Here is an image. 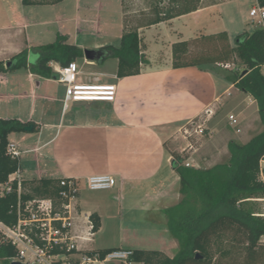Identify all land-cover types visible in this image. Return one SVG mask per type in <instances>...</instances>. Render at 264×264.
I'll return each mask as SVG.
<instances>
[{"label": "crops", "instance_id": "1", "mask_svg": "<svg viewBox=\"0 0 264 264\" xmlns=\"http://www.w3.org/2000/svg\"><path fill=\"white\" fill-rule=\"evenodd\" d=\"M222 3L218 0L158 23L138 25L141 52L147 59L140 72L125 77L96 72L90 77L116 84L112 103L71 102L64 108V86L56 76L45 78L24 68L0 72V118H14L34 126L31 131L8 135V141L16 143L20 150L21 175L25 179H79L81 212L94 213L99 218L92 242L79 241L83 249L158 250L172 257L177 242L171 235L169 238L162 234L166 233L164 228L158 231L156 215L166 216L165 210L181 198L172 160L174 152L181 153L180 144L186 139L175 133L207 109L214 110L220 95L229 92L233 94L228 98L229 114L238 120V133L243 136L238 138L236 131L237 137L228 131L220 133L219 123H210L208 117L202 125L209 129V137L195 147L187 157L191 163L185 159V164L201 168L217 164L211 162L221 150L218 137L226 139V154L228 141L244 143L251 138L252 125L259 118L250 95L213 68L172 67V43L211 34L200 25V15ZM135 6L132 0H58L29 5L22 0H0V61L8 66L14 55L27 49V62L32 64L38 57L33 48L53 41L57 33L67 35L68 42L83 50L116 46L126 28L125 15ZM220 31L227 33L232 44L228 30ZM83 61L95 63L85 58ZM51 66L54 71L58 65ZM81 77L89 76L83 73ZM94 174L113 176L115 185L107 190L114 191L89 194L91 190L83 182ZM110 196L119 202L118 209L112 208ZM135 213L145 217L143 228H119L117 222L123 216ZM76 225L78 233L85 236L82 216ZM107 226L118 230L110 240L102 237Z\"/></svg>", "mask_w": 264, "mask_h": 264}, {"label": "trees", "instance_id": "2", "mask_svg": "<svg viewBox=\"0 0 264 264\" xmlns=\"http://www.w3.org/2000/svg\"><path fill=\"white\" fill-rule=\"evenodd\" d=\"M58 0H22L25 5ZM201 0H168L161 7H155V17L149 24L158 23L197 10ZM264 5V0H257ZM234 46L225 31L200 34L188 40L172 43V67L212 66L233 61L237 57L244 65L241 72L227 74L225 79L240 91L250 95L256 102L262 131L248 141L227 143L228 159L209 168L184 164V156L174 152L172 167L179 177L180 200L165 210L167 229L177 242V251L169 257L158 250H133V258L143 264H264V213L258 201L264 199V29L238 34ZM33 50L38 54L36 61L28 64V50L14 55L11 64L0 61V72L19 68L28 69L45 78L56 76L51 63L67 66L83 58V49L68 42V36L57 33L49 43ZM95 60L102 62L108 57L117 60L116 76L125 77L140 72L147 63L141 52L137 28L124 29L118 45H104L94 51ZM195 120V119H194ZM29 122L14 118H0V182L20 168L19 157L6 153L8 135L20 132ZM35 129V128H34ZM28 192L23 198L33 196H58V178H32L23 181ZM17 196L15 191L0 197V220L15 221L12 207ZM94 231L98 229L99 218L91 213ZM240 246L242 258L231 257L227 245ZM112 248L100 249L101 254ZM15 248L0 240V260L8 264L15 255Z\"/></svg>", "mask_w": 264, "mask_h": 264}, {"label": "built area", "instance_id": "3", "mask_svg": "<svg viewBox=\"0 0 264 264\" xmlns=\"http://www.w3.org/2000/svg\"><path fill=\"white\" fill-rule=\"evenodd\" d=\"M163 6L168 0H151ZM249 16L257 23L264 20V5L251 7ZM229 67V63H220ZM55 79L64 86L63 107L71 102H114L116 84L90 78H82L83 71L76 61L67 66L55 67ZM228 121L236 132L240 131L239 122L233 114ZM194 133H203L201 123H193ZM6 153L19 157L16 143L9 142ZM264 159L260 161L262 166ZM25 178L20 168L10 173L0 182V197L15 191L17 200L12 207L15 214L13 223L0 220V240L15 248V255L8 264H143L133 258V249L112 248L101 254L94 248H82L81 240L92 242L94 223L90 214L81 212L78 204L80 181L74 177L58 178V196L54 199L46 196H33L24 199L28 191L23 187ZM84 186L91 191L107 190L115 185V179L108 174H94L85 177ZM82 216L86 230L85 236L78 233L76 222Z\"/></svg>", "mask_w": 264, "mask_h": 264}, {"label": "rangeland", "instance_id": "4", "mask_svg": "<svg viewBox=\"0 0 264 264\" xmlns=\"http://www.w3.org/2000/svg\"><path fill=\"white\" fill-rule=\"evenodd\" d=\"M216 1L218 0H201L199 5L212 4ZM132 3H135L136 6L132 8L133 11L131 13L125 15L126 29L137 28L138 25L140 26L149 25L150 20L155 17V13H156L155 7L156 6L161 7L156 2H153L151 0H132ZM253 5H255V0H223V3L221 5L209 7L200 15V19H199L200 25L206 27L208 33L217 32L223 29L228 30L230 34V41L232 42V44L231 43L230 44L234 46L235 45L234 42L238 34H241L245 31L252 32L256 28H262V29L264 28V20L257 23L256 20H253L249 16V11ZM185 19H186L185 21L186 24L189 25L190 23L189 18L187 17ZM83 59L84 57L77 59L76 63L82 69L83 73L87 77L89 76L88 78L92 77V74L96 72L108 73L111 76L115 75V69H116L115 58L108 57L105 60L106 62L104 64H102L104 61L102 62L95 61L94 65H89L84 63ZM227 63L230 64L229 67H224V66L222 67L221 65H219V63L213 65L212 67L216 71V73L223 78H225L227 74L233 73L235 71L241 72L244 69V65L239 61L237 57H233V61ZM261 72L262 74H264V68L261 69ZM232 96L233 94L232 93L230 94L229 92L221 94L219 97L220 103H218L217 107H215L214 110L207 109L206 111H204L203 115L199 116L195 120L190 121L189 123L181 127L179 130H177V133L175 134H181V136H183L184 139H186L184 140V142L180 144V147L182 146L181 147L182 151L180 154H183L184 156V162H183L184 164L186 163L185 159H187V157H189L191 153H193L195 147L198 146L201 141H205L209 137L208 134L209 129H206L205 127L206 125H202L203 133L197 134L194 133L193 131V125H194L193 123L203 124V122L208 117L209 118L211 117L210 123L213 122L214 124L219 123V128H221L220 133L222 132L226 133L228 131L237 137V134L234 133L235 129L228 124V115H229V111H231L230 106L228 105L229 102L228 98L230 97L231 99ZM234 114L235 115L237 114L235 109H234ZM249 117L252 118V115ZM262 128L263 127L262 124L260 123V120L256 118L255 122L252 125V130H251L252 136L261 132ZM242 136L243 135L240 134L238 138H241ZM223 137L221 138L218 137V141H219L218 145L220 146L221 150L218 153L219 154L218 158L214 159L211 163H215V162L223 163L228 159L229 156L228 150H227V154L225 153L226 139H222ZM187 162L189 164L191 163V161H189L188 159ZM262 166L264 167V163H262ZM113 191L114 189L106 190L108 194L112 193ZM92 192L95 191H90L88 193L95 194ZM111 196H110L111 198L110 200L113 204L112 208L118 209L119 202L117 200H113ZM257 204L259 206L260 211L264 213V199L258 201ZM156 216L159 217L158 228H157L158 231L161 232L162 229L164 228L166 233L163 232L162 234H164L165 236L167 235V237L170 238L171 236L167 231V227H166V216L164 215L160 216V214ZM144 218L145 217L140 216L139 213L126 214L125 216L122 217L120 221L117 222V224H119V228L120 225L121 228H130V227L143 228L142 222H144ZM132 222H134V224ZM109 228L110 227L107 226L102 232V237L104 238V240H110L113 235L118 234L117 228L114 229L112 228L109 229ZM260 242L264 244V238H262ZM227 247H229L231 250V257L229 258H242L243 251L240 246H236L232 244L229 246L227 245ZM176 251L177 250H175V253ZM0 264H3L1 260H0Z\"/></svg>", "mask_w": 264, "mask_h": 264}, {"label": "water", "instance_id": "5", "mask_svg": "<svg viewBox=\"0 0 264 264\" xmlns=\"http://www.w3.org/2000/svg\"><path fill=\"white\" fill-rule=\"evenodd\" d=\"M94 50L92 49H84L83 50V55L86 60L89 61H95L98 58V55H94ZM33 124H28L27 126L24 127V131H31L33 129ZM12 264H20L18 262H12Z\"/></svg>", "mask_w": 264, "mask_h": 264}]
</instances>
